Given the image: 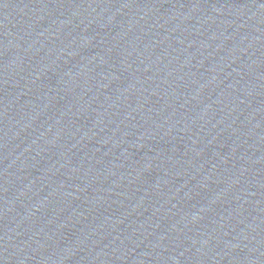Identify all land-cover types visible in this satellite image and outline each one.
Instances as JSON below:
<instances>
[{
  "label": "water",
  "instance_id": "95a60500",
  "mask_svg": "<svg viewBox=\"0 0 264 264\" xmlns=\"http://www.w3.org/2000/svg\"><path fill=\"white\" fill-rule=\"evenodd\" d=\"M0 264H264V0H0Z\"/></svg>",
  "mask_w": 264,
  "mask_h": 264
}]
</instances>
